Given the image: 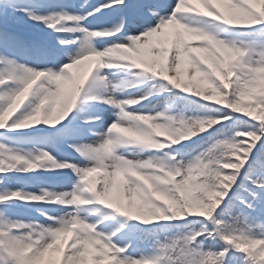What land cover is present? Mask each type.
Instances as JSON below:
<instances>
[{"label":"snow or ice","instance_id":"obj_1","mask_svg":"<svg viewBox=\"0 0 264 264\" xmlns=\"http://www.w3.org/2000/svg\"><path fill=\"white\" fill-rule=\"evenodd\" d=\"M0 264H264V0H0Z\"/></svg>","mask_w":264,"mask_h":264},{"label":"rangeland","instance_id":"obj_2","mask_svg":"<svg viewBox=\"0 0 264 264\" xmlns=\"http://www.w3.org/2000/svg\"><path fill=\"white\" fill-rule=\"evenodd\" d=\"M78 68H79V72H82L83 69H86V64L83 65V66H80V67H78ZM105 116H108V112L105 113Z\"/></svg>","mask_w":264,"mask_h":264}]
</instances>
